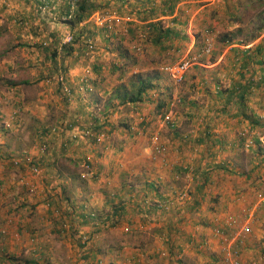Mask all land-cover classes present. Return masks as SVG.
<instances>
[{"label":"crops","instance_id":"0c3cea01","mask_svg":"<svg viewBox=\"0 0 264 264\" xmlns=\"http://www.w3.org/2000/svg\"><path fill=\"white\" fill-rule=\"evenodd\" d=\"M38 1L0 0V44L4 38H20L26 49L24 63L20 66L28 69L24 79L14 81L15 75L10 73L13 77L7 75L8 79L0 81L3 83L0 89V226L7 230L3 244L7 257H18L23 253L24 261L30 260L32 264H155L156 260L157 264H189L187 259L192 255L195 258L213 257L211 250L214 255H220L221 245L218 247L216 239L222 237L214 235L213 229L221 228L228 218L236 217L246 218L251 223L250 233L240 243V263L258 264L260 258L264 259V241L260 242L263 243L260 255L254 249L264 238V228L258 227L264 224V199L262 202L258 198L253 200V185L249 186L253 179L256 182L264 179L263 170L252 173L248 170L241 174L232 169L237 150L246 152L258 145L256 136L248 132L259 124L256 121L250 123L242 114L234 115L237 106L225 104V93L217 92L219 88H229L239 73L241 58L231 50L239 47L249 51L250 45H223L217 58H213L215 62L209 65L211 69L216 68L212 69L213 73L203 76L194 73L193 80L200 84L197 91V108L200 110L196 118L189 116L190 129L174 131L169 137L166 143L170 151L166 157L154 159L145 155L141 152L145 142L141 140L135 142L128 153L112 157L105 151L107 145L96 144L89 138L75 141L64 131L67 123L75 122L74 119L80 126L96 119L93 94L101 96L100 101L109 94L104 88L98 91V73L92 71L91 59L82 55L86 53L83 41L86 38L97 40L95 35H86V28L92 22L88 17L70 28L73 31L85 27L80 43L73 44L74 51L70 56L62 55L58 49L53 57L43 56L44 49L39 41L50 37L59 39L68 25L62 21L66 0H50L52 15L38 12L35 8ZM96 1L106 5L100 11L114 8L121 13L122 10L139 9L136 3L127 4L123 0ZM198 1L175 0L169 8V0H152L140 9L138 19L133 17V22L128 23L143 38V24L150 20L160 19L163 28L179 33L184 29L176 27L177 14L185 12L192 19L205 6H198ZM146 12H150L151 18L143 21L140 15ZM133 29L126 31L131 34ZM186 33L190 36L189 29ZM161 42L162 50H173L172 36ZM193 44L191 38L186 52ZM4 61L7 63L5 67L0 65V77L4 76V69L12 70L13 67L8 56L0 57V63ZM218 65L222 66L218 68ZM60 66L64 67L72 89L71 104L61 99L54 84L43 82L45 75L54 73ZM244 68L246 79L248 71ZM85 75L86 81L82 80ZM86 84L92 87L91 91H85ZM204 87L210 92L208 101ZM258 90L253 89L248 95L245 114L250 111L252 116H257L252 106ZM201 102L205 104L204 108ZM53 106L60 110L56 118L47 116ZM214 109L216 113L205 115ZM2 121L9 123V128H4ZM51 127L55 132H49L47 149L41 151L38 136ZM94 128L99 130L100 126ZM243 130L245 136L239 135ZM27 131L30 139L25 145L23 139ZM13 155L18 157V165L12 164ZM254 158L262 160L263 156ZM29 162L40 166V176L28 173ZM73 169L76 174L71 171ZM185 171L191 176L187 183L181 185V181L172 180L175 173L184 175ZM89 174L91 177L88 178ZM14 176L17 179L23 177L30 187L18 185ZM91 181H96V185ZM181 190L187 192V197L178 198L176 193ZM122 194L127 199L124 202L118 199ZM258 213L262 214L261 219L257 218ZM63 223L70 229L61 227ZM124 231L128 233H122ZM81 236H85L86 241ZM29 237L34 238V243L28 242ZM202 248L210 255L202 252ZM161 250L168 254L166 258L158 255ZM3 261L11 263L6 258Z\"/></svg>","mask_w":264,"mask_h":264},{"label":"rangeland","instance_id":"374dc122","mask_svg":"<svg viewBox=\"0 0 264 264\" xmlns=\"http://www.w3.org/2000/svg\"><path fill=\"white\" fill-rule=\"evenodd\" d=\"M123 1L127 4L136 3V7H139V9L135 11H132L131 9L129 12L122 10L121 13L116 10L119 14H122L125 18H127V20H125V22H123L121 25L115 26L113 28L112 33L113 31H116V33L114 34H111V32L109 31H102L101 28L97 29L92 23L88 24V27L86 28V35L89 37L91 35H95L97 36L95 37L97 38V40L95 41L93 39V41L90 39L93 47L91 51H86V53H82V55L85 56L86 59H91L90 61H92L93 63L91 64V66L99 65V71L97 72V77L99 79L97 82L98 91H101V88H104L108 90L110 94L114 86H116L120 82L127 84L130 79L135 77V75H140L141 77H150V81L151 83L155 84V87L150 89V92L148 91L146 93L147 95L142 102H137L134 105H116L114 102H107L109 94L102 101H100L99 99L101 98V96L94 93L92 96L94 99L93 108L96 109L94 113L97 114L96 121L101 120V122L96 123L93 120L92 121L95 125H97V127L100 126L99 130L105 134L104 140L100 145H107L105 151H108L112 157L116 156L115 154L128 153L131 150L130 148H132V145H135V142H138L139 140L145 142L143 149H148H141V152L145 153V155L148 154L151 158L154 159L164 156L166 157V153L170 151L168 144L166 143L168 142L169 137L173 135L174 131L179 130L180 132H182L184 131V128L190 129L188 125L189 120L193 119V117L196 118L197 111L200 110V108H197V106L199 105L197 99V91L199 92L200 84L193 80L194 73L202 74V76L204 74H208L209 72L213 73L212 69L216 68L213 67L211 69L209 65L213 64L214 59H216L221 52L223 45L237 43V38L243 39L255 33V28H257L258 25V19L256 15L258 11L264 8V4H259V2L255 0H200L196 4H198V6L205 5L203 11L198 15H195V17H192V19L185 12L177 14L178 23L176 24V27L180 30H184L179 33L178 31H176L177 35L173 37L175 43L172 47L173 50L164 51L159 48L158 45L148 42L146 38L138 36L137 30L134 27H131L132 24L128 23L133 22L131 19L133 17L138 19V12H140V9L142 7H145V5L150 3L152 0ZM207 3L211 4L206 5ZM102 7H106V5L100 3L98 4L97 8L99 10L102 9ZM108 10L109 9L105 11ZM229 10L233 15L232 18H227L226 14H224L225 11L226 13H228ZM234 17H238V20L234 19ZM188 24L190 26H187ZM205 27L209 28L208 32L204 31ZM237 27L239 28L240 32H238L237 35L233 37L234 39L232 38L230 40L232 42L229 41L230 43H226L219 40L223 36V33H229V31H232ZM127 28L129 30L131 28H134L135 31L133 29L131 31V34H129L126 31ZM84 29L85 27L82 28V31ZM187 29L190 30V36L186 33ZM70 31L75 35V32H77L78 30L75 29L72 31L70 29ZM206 37L210 38L209 41L211 40V51L205 54L200 52V47L202 40L204 41ZM191 38L194 40V44L193 46H191L189 51L186 52V49L188 47L187 45L191 41ZM263 39L264 31L260 30V33L255 39L243 45H250L248 48H252L256 45V43H260ZM23 43L24 42L21 41L20 38L3 39V44H0V57L2 55L8 56L9 59L13 61V67L12 70H3L4 76L0 77V81L1 79H8L9 77H13L10 73H14V81H16L15 79H24L27 76V67L20 66L24 63L22 59L26 57V49H24L23 46L25 45ZM237 45L239 46L242 44L238 43ZM238 49L241 51L243 50L239 47ZM121 51L126 54L127 58L118 56L117 52ZM186 54L197 55L198 67H194V64V66L190 67L185 72L183 77H185L186 80H184L183 78L180 83L174 84L167 77V75L162 72L161 66L165 63H173ZM237 56L240 57L239 54ZM6 63L7 62L4 61V63H0V65L5 67ZM219 66L222 65H218L217 67L219 68ZM93 68H91L92 71L96 73ZM2 86L3 83H0V89H2ZM204 90L207 96H205V99L208 101V99H210V95L208 94L210 93L208 87H204ZM255 93V100L253 101L252 109L254 111H257L264 104V92L258 90ZM159 98H162L166 101L169 100V106L167 107V109H163L164 115H168V121L158 117V114L155 113L154 107ZM200 105L202 106V108L205 107V104L203 102H201ZM216 111L217 110L214 109L210 113H207L205 115L207 116L210 114H214L216 113ZM59 115L60 110L53 106L47 116H50V118H56ZM205 115H203V118L208 120V117H205ZM189 116H192L191 119L189 118ZM255 117L256 118L254 119L253 116H251V119L257 121L259 125L253 127L251 131L248 132V134H251V136H257L258 134L264 132V122L259 121V119H257V116ZM153 134H157L159 137V141L165 145V151L162 154H152L149 150L150 137ZM29 139L30 135H28L27 131L23 139L25 145L28 143ZM256 148V146L251 149L248 148L246 152L237 150L236 155H234V166H232V169H237L241 172V174L245 173L248 170L251 173L255 170H258V172L263 170L264 173V156L262 160H258L260 158H254L258 155L254 154ZM224 152L226 153V151ZM170 167H172V165H170ZM71 171L75 174L77 173L75 169ZM185 172L184 175H181L182 173H175V175L172 176V180L181 181V185L187 183L188 179L185 176ZM16 177L14 176V181L17 180ZM89 177H91L90 174L88 178ZM252 178L253 176H251L250 179L252 180ZM93 180H96V178ZM91 183L96 185L97 182L91 181ZM250 185H253L251 186V194L253 196V200L256 199L257 201V194L264 192V179L257 182L256 179H253V181H251V184L249 183V186ZM121 197H123L122 200ZM121 197H119L118 195V199L120 201L124 202L127 200L126 197L124 198L123 194L121 195ZM260 209H262V207H260ZM261 217L262 214L258 213L257 218L261 219ZM66 226L69 227L68 224H66ZM67 227L66 230H69L70 227ZM249 227L251 229L250 222ZM258 227L264 228V224L261 223ZM122 233H128V231H124ZM5 234H7V230ZM5 237L6 235H4V237L2 238V242L0 243V247H2V251L0 252V264H7V262L3 261L5 258L10 260V264H32L30 260L24 261V259L26 258L23 253L18 257H7L8 255L6 254V251L3 247ZM34 241V238H28V242L34 243ZM216 241L219 247L222 244V239H216ZM263 241L264 238H262L261 241H259V243L254 246L256 254L260 255L263 252L261 250L263 247V243H260ZM161 251H163L165 255H161ZM161 251L158 253V255L166 258L168 256V254H166V251ZM201 251L206 255H210L203 248ZM210 253L213 255V257L207 258L208 256H198V258L200 257L198 261V258H195L192 255L187 260L189 261V264H195L197 262H199V264H223L221 254L219 255L218 253L215 254V256L213 250H211ZM2 257L3 260H1ZM204 258L206 260H204ZM178 260H180V258H178ZM181 261L184 262L183 259H181ZM255 262H258V260L256 259ZM153 263L157 264L158 261L156 260ZM249 264L252 263L249 261ZM258 264H264V259L260 258Z\"/></svg>","mask_w":264,"mask_h":264},{"label":"built area","instance_id":"2783aa9c","mask_svg":"<svg viewBox=\"0 0 264 264\" xmlns=\"http://www.w3.org/2000/svg\"><path fill=\"white\" fill-rule=\"evenodd\" d=\"M50 0H39L38 3L35 5V8L38 12H41L42 14L46 15H52L51 9L52 5H50ZM67 12L62 16V21H67L70 19L72 14L74 13L76 9V0H68L67 2ZM92 24L95 27L102 28L105 31H112L115 26H118L121 24V22L124 20H127L123 15L119 14L115 9H109L108 11H100L98 9H95L91 12V15L89 16ZM52 19L54 17L52 16ZM73 34L70 31V28L67 26L65 30L62 32V34L59 37L58 46L57 49L59 50L60 47L64 44H68L72 41ZM210 38L206 37L204 41L202 40L200 52L201 53H209L211 51V40ZM85 44L84 50L85 51H91L93 44L90 40L85 39L83 41ZM48 44V40L44 39L39 41L40 47H44ZM194 64H197V55L196 54H186L182 56L180 59L173 63H165L161 66L162 72L167 75V77L174 83H180L183 79V76L185 72L192 67ZM86 75L84 76V78ZM264 78V69L253 77V80L255 79H261ZM43 82L45 84H54L56 89L58 90L60 96H64L67 104H71L73 100L72 96V89L67 81L66 74L61 71L57 70L54 73L50 75H45L43 78ZM260 89L262 92H264V82L259 85L257 88L256 85H253L252 89ZM92 90V87L89 84H86L85 91L89 92ZM2 101L0 100V105ZM256 112L257 118L259 121L264 122V104L261 106V108ZM162 119L168 121V115H163ZM141 120V119H140ZM75 122L73 123H67V126L64 127V131L66 132L67 136H70L72 140H86L90 139L96 144L102 143L104 140L105 134L100 130H95L94 122L92 120H88L86 123L81 124L82 126L78 125L76 123V119H74ZM2 126L4 128H9V123L2 121ZM59 130H62L60 127ZM49 132L54 133L55 128L51 127L46 132H40L38 136V148L41 151H45L47 149L46 140L47 136L49 135ZM246 131H241L239 135L245 136ZM257 143L260 146H264V132L258 134L256 136ZM250 140V139H249ZM149 150L152 154H162L165 151V145L159 141V137L157 134H153L150 137V146ZM22 155V152H20ZM13 165L19 164V159L17 156H14L11 158ZM85 168H87V165L85 164ZM27 171L32 176H40L41 169L38 164L35 163H28ZM185 176L187 177L188 181L191 179L190 173L185 172ZM18 184L20 185H28V182L23 178L19 177L17 179ZM30 187V186H29ZM32 190L31 188L29 189ZM178 198H185L187 197V192L184 190L178 191L176 193ZM257 198L260 202L264 199V193H258ZM259 202V203H260ZM91 216H93L92 213H89ZM62 227H67L65 223L62 224ZM68 228V227H67ZM6 233V229L2 226H0V243L2 242V238L4 237ZM250 233V227L248 220L245 219H238L236 217H230L226 220L224 225L219 228L215 227L213 229V234L216 236L222 237V244L220 246V254L222 255V263L223 264H241L240 263V243L245 241L247 238V235ZM82 240H85V236L82 237ZM86 241V240H85ZM2 251V247H0V252ZM161 255H165L163 251L160 252Z\"/></svg>","mask_w":264,"mask_h":264},{"label":"trees","instance_id":"16d2710c","mask_svg":"<svg viewBox=\"0 0 264 264\" xmlns=\"http://www.w3.org/2000/svg\"><path fill=\"white\" fill-rule=\"evenodd\" d=\"M175 0H169V8L172 6ZM258 1L259 4H264V0H255ZM68 0H66V7L64 14H66L68 6H67ZM37 3V2H36ZM35 3V4H36ZM34 4V5H35ZM246 4V3H244ZM98 7V3L96 0H76V9L70 19H68L66 22L69 28L73 26H78L79 23H82L86 21L90 15V13L95 10V8ZM170 10V9H169ZM38 13V12H37ZM41 14V13H40ZM227 18H232V13L229 10L228 13H225ZM42 15V14H41ZM151 16L150 12L144 13L143 16H140L143 21H145L147 18ZM257 19H258V25L257 28H255V33L241 39L237 38L235 44L241 43L246 44L250 42L251 40L255 39L257 35L260 33V30L264 31V8L257 12ZM238 17H234V19H237ZM20 19L16 20L17 23ZM233 21V20H232ZM86 24V23H84ZM81 30H78L75 32V35L73 34V39L70 43L64 44L60 47L59 51L62 52V55L70 56L72 52L74 51L73 44L80 43V37H81ZM102 31L104 29H101ZM209 28L205 27L204 31L208 32ZM105 31V30H104ZM142 31L145 34V38L151 43L156 44L159 46V48H162V45H160L162 42L161 40L164 38H167V36H176V31H173L168 28H163L161 25L160 19L158 20H150L146 21L143 24ZM240 32L239 28L229 31V33H223V36L221 39H219L222 42H229L234 36L237 35V33ZM48 35V34H47ZM50 37V35H48ZM234 39V38H233ZM48 44L42 47L43 56L45 54H49L50 56L56 55V50L58 46V38L56 40H53L51 37L47 39ZM232 42V41H230ZM229 42V43H230ZM202 43V42H201ZM85 45V44H84ZM200 46V45H199ZM238 48L232 49L231 52L233 54H239L240 55V62H239V73L237 74V78L231 82V85H229V88H219L217 90L218 93H225L223 96V102L225 104L233 103L237 106V111L235 114H242L243 117L248 118L250 120V123L255 124V120L251 119L252 113L248 111V114L244 113V107H246V102L248 95L251 93V89L253 85L262 84L264 82V78L261 79H255L253 80V77L256 75V73L262 71L264 69V39L259 43H256L254 47H252L249 51L247 50H237ZM124 51V50H123ZM47 52V53H46ZM118 56L127 58L126 54L124 52H117ZM93 70L95 72L99 71V65L93 66ZM246 67V68H244ZM248 71V75L245 79L244 76V70ZM64 67L60 66L57 70H61L65 73L63 70ZM238 72V70H237ZM82 80L86 81V77ZM150 77H141L140 75H135L134 78L130 79L127 84L125 83H118L114 88H112V91L109 94V97L107 99V102H114L116 105H134L137 102H142L147 95L146 93L155 87V84L151 83ZM151 91V90H150ZM149 91V92H150ZM73 96V93H72ZM61 99L65 102V97L61 96ZM169 106V100L166 101L162 98H159L154 110L155 113L158 114V117L162 118L164 115V110L167 109ZM222 108V107H221ZM251 116H250V115ZM249 116V117H248ZM253 118L255 119V115H253ZM93 120V119H92ZM96 121V119H94ZM93 120V121H94ZM256 124L258 122L256 121ZM254 154L262 155L264 156V146H256Z\"/></svg>","mask_w":264,"mask_h":264}]
</instances>
